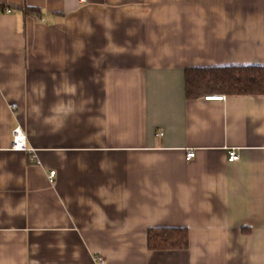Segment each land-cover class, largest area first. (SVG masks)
I'll list each match as a JSON object with an SVG mask.
<instances>
[{
    "label": "crops",
    "instance_id": "obj_1",
    "mask_svg": "<svg viewBox=\"0 0 264 264\" xmlns=\"http://www.w3.org/2000/svg\"><path fill=\"white\" fill-rule=\"evenodd\" d=\"M0 6V264H264V94L186 93L188 67L264 66V0Z\"/></svg>",
    "mask_w": 264,
    "mask_h": 264
},
{
    "label": "trees",
    "instance_id": "obj_2",
    "mask_svg": "<svg viewBox=\"0 0 264 264\" xmlns=\"http://www.w3.org/2000/svg\"><path fill=\"white\" fill-rule=\"evenodd\" d=\"M5 11V6H0ZM26 13L40 14L37 8H26ZM186 93L189 99L206 94L263 95L264 66L226 65L186 68ZM151 250H180L189 246V232L185 227H155L147 233Z\"/></svg>",
    "mask_w": 264,
    "mask_h": 264
},
{
    "label": "built area",
    "instance_id": "obj_3",
    "mask_svg": "<svg viewBox=\"0 0 264 264\" xmlns=\"http://www.w3.org/2000/svg\"><path fill=\"white\" fill-rule=\"evenodd\" d=\"M84 1V0H81ZM225 96L224 95H209L206 96L207 99H223ZM16 104H12L11 108H16ZM10 148L12 150H17V151H24L29 153L30 159L36 163H39V160L37 159L35 149L30 147L27 143V136L25 133V130L21 125H17L12 129V140H11V146ZM195 156V151L190 150L188 151L186 158L191 159ZM240 158V154L237 152L235 149H230L228 152V160L229 161H235ZM55 174V171H51L50 175L53 176ZM97 260L99 263H104V258L103 256H98Z\"/></svg>",
    "mask_w": 264,
    "mask_h": 264
}]
</instances>
